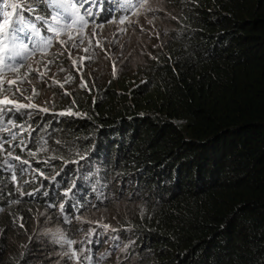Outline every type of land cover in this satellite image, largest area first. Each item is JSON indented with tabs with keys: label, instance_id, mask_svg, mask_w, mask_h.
Segmentation results:
<instances>
[{
	"label": "trees",
	"instance_id": "16d2710c",
	"mask_svg": "<svg viewBox=\"0 0 264 264\" xmlns=\"http://www.w3.org/2000/svg\"><path fill=\"white\" fill-rule=\"evenodd\" d=\"M166 3L182 27L119 88L74 91L65 141L116 146L142 209L123 220L165 264H264V0Z\"/></svg>",
	"mask_w": 264,
	"mask_h": 264
},
{
	"label": "clouds",
	"instance_id": "9594fccd",
	"mask_svg": "<svg viewBox=\"0 0 264 264\" xmlns=\"http://www.w3.org/2000/svg\"><path fill=\"white\" fill-rule=\"evenodd\" d=\"M152 5L146 11L150 18L157 9L171 16L166 27L159 25L158 31L153 26L152 33L149 31L147 51L154 56L151 49L164 45L182 26L175 17L179 11L169 7L166 0H154ZM2 10L5 9L0 4ZM20 11L34 27L28 29L31 38L25 40L26 50L16 42L13 52L19 55L15 60L8 59L12 53L0 52V59L4 61L0 63V85H3L0 100L8 97L18 104L37 107L15 111L14 105L9 104L7 108L11 110L0 114V264H165L161 260L165 254L158 256L151 251L156 241L137 235L133 223L123 220L126 217L110 219V207L118 201L135 204L136 216L142 213L135 197L139 194L130 193L127 183L110 175L105 168L108 160L119 156L116 146L106 148L104 139L91 143L76 140L70 142L76 149L71 152L74 157L62 153L68 143L64 136L75 128V119L87 113L73 92L89 95L92 88L100 89V83L88 86L68 74L62 84L50 91L53 96L41 98L38 89L47 71L45 58L61 61L56 52L51 56L53 35L48 22L67 27L72 31L69 40L79 39L90 50V44L96 40L92 28L116 19L130 23L139 12L131 0H94L82 7L78 0H65L60 7L50 0H29ZM51 17L58 18L53 21ZM78 32L84 36L79 38ZM4 43L12 47L11 42ZM129 44L135 45L132 38L125 37L116 47L117 59L127 56ZM99 46L109 54L111 45L107 50ZM109 67L110 73L116 76L113 61ZM8 81L16 83L9 87ZM121 81L118 77L117 81L103 83L106 86L113 83L119 88ZM54 95H61L63 99L58 100ZM60 132L61 140L57 135Z\"/></svg>",
	"mask_w": 264,
	"mask_h": 264
},
{
	"label": "rangeland",
	"instance_id": "374dc122",
	"mask_svg": "<svg viewBox=\"0 0 264 264\" xmlns=\"http://www.w3.org/2000/svg\"><path fill=\"white\" fill-rule=\"evenodd\" d=\"M1 6L5 9L2 11L12 12L11 4L19 5L20 7L27 6L29 0H0ZM154 0H131L132 6L139 12V15L135 20L130 23H121L122 19H116L110 21L107 25H96L92 28V32L96 35V40L90 44V50L86 49L79 39L75 41L69 40L68 36L72 33L67 27L62 24L48 22V27L52 32V44L50 47L51 56L54 52L58 54L60 62H53L52 59L45 58L44 63L46 66V73L44 80L38 85L41 98L53 96L52 91L59 84H62L70 74L74 80L84 81L88 86L98 84L103 81L112 80L117 81L118 77H121L125 69L124 64L130 71L138 70L145 62V56L153 57V55L147 51L149 46V31L153 26L158 28L159 25L167 26L171 21V16L165 10H156L153 18H150L146 11L148 7L152 5ZM146 13V14H145ZM14 15V14H13ZM58 18V17H57ZM2 24V20H0ZM52 29H55L53 31ZM158 31L159 28H158ZM79 38L84 36L83 32H78ZM132 38L134 46L129 44L127 56L121 59H117L115 55L116 47L122 43L124 38ZM99 45H102L103 49L107 50V46L111 45V49L105 54ZM141 51L145 52L143 54ZM75 61V63H73ZM113 61L116 68V76L110 73L109 62ZM72 81V79H71ZM58 100H62L61 95H54ZM72 108L78 112L75 106ZM76 151L73 143H67L62 149V153L65 155L72 154ZM133 205V206H131ZM111 216L110 219L119 220V217H131L136 216V205H127L122 201L116 202L110 207Z\"/></svg>",
	"mask_w": 264,
	"mask_h": 264
},
{
	"label": "snow or ice",
	"instance_id": "6c2138e0",
	"mask_svg": "<svg viewBox=\"0 0 264 264\" xmlns=\"http://www.w3.org/2000/svg\"><path fill=\"white\" fill-rule=\"evenodd\" d=\"M50 2L56 6L60 7L64 4L65 0H50ZM94 2V0H78V3L82 7L83 4L85 3H91ZM146 2V0H145ZM9 7L12 8V12H6V11H0V20H2V24H0V37L3 39L0 40V43L3 44V47L0 48V52H9L12 53L9 55L8 59L9 60H15L16 56L19 55L18 52H13V49L17 47L16 42H19V47L23 49H27L28 44L25 42L26 38L30 39L31 38V33L28 31L29 28H33L34 25H31L21 14L20 11V6L16 4H11ZM31 10V9H29ZM88 11L89 15H92L90 10ZM14 14V15H13ZM53 21L57 20V17H51ZM83 20V17L80 18ZM123 23V21H121ZM55 31V29H52ZM71 39V37H70ZM9 41L12 43V47H9L8 43H4V41ZM4 61L0 59V63H3ZM75 63V61L73 62ZM42 75V74H41ZM8 86L11 87L16 83V81H8ZM82 86H87V85H82ZM0 87H3V85H0ZM17 91H20L19 88L16 89ZM30 99V98H29ZM12 104L14 105V110L19 111L20 109L24 108H36L37 105L34 104H18L14 100L9 99L8 97H5L3 100H0V105H4L5 107L0 108V114H2L5 111H9L11 109L7 108V105ZM44 111H47V109H43ZM8 123H12L11 120L8 121ZM0 148H2V145H0ZM18 159V158H17ZM13 179H15V176H13ZM23 225H21L22 227ZM107 227V226H105ZM68 243H75L74 241H69ZM75 253H73V256Z\"/></svg>",
	"mask_w": 264,
	"mask_h": 264
},
{
	"label": "bare ground",
	"instance_id": "6f19581e",
	"mask_svg": "<svg viewBox=\"0 0 264 264\" xmlns=\"http://www.w3.org/2000/svg\"><path fill=\"white\" fill-rule=\"evenodd\" d=\"M42 38V37H41Z\"/></svg>",
	"mask_w": 264,
	"mask_h": 264
}]
</instances>
